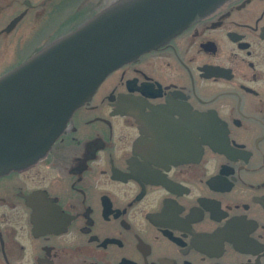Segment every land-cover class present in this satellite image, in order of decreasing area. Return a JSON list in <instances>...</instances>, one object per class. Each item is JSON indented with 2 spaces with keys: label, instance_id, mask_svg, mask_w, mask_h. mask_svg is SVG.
Instances as JSON below:
<instances>
[{
  "label": "flooded vegetation",
  "instance_id": "obj_1",
  "mask_svg": "<svg viewBox=\"0 0 264 264\" xmlns=\"http://www.w3.org/2000/svg\"><path fill=\"white\" fill-rule=\"evenodd\" d=\"M108 2L0 0V76ZM0 264H264V0L123 63L1 174Z\"/></svg>",
  "mask_w": 264,
  "mask_h": 264
},
{
  "label": "water",
  "instance_id": "obj_2",
  "mask_svg": "<svg viewBox=\"0 0 264 264\" xmlns=\"http://www.w3.org/2000/svg\"><path fill=\"white\" fill-rule=\"evenodd\" d=\"M222 0H111L0 76V175L44 155L115 68Z\"/></svg>",
  "mask_w": 264,
  "mask_h": 264
},
{
  "label": "rangeland",
  "instance_id": "obj_3",
  "mask_svg": "<svg viewBox=\"0 0 264 264\" xmlns=\"http://www.w3.org/2000/svg\"><path fill=\"white\" fill-rule=\"evenodd\" d=\"M59 15L57 14H52L51 17H46L41 23H36V25L34 26L33 30L36 31H40L44 30L46 28V26H50L54 21H56L58 19Z\"/></svg>",
  "mask_w": 264,
  "mask_h": 264
}]
</instances>
